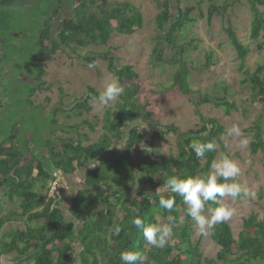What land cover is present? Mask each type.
<instances>
[{"label": "trees", "instance_id": "trees-1", "mask_svg": "<svg viewBox=\"0 0 264 264\" xmlns=\"http://www.w3.org/2000/svg\"><path fill=\"white\" fill-rule=\"evenodd\" d=\"M204 1L205 10L201 7ZM238 1L195 0L194 5L183 8L181 0H154L158 11L151 61L167 63L165 52H171L172 64L178 65L171 86L191 97L200 120L196 128L178 134V151L167 156L155 153L158 149L154 142L177 132L178 126L161 123L149 108V101L139 98L141 84L133 65L120 63L109 48L101 53L90 51L83 57L77 52L90 45H106L115 32L132 34L140 29L143 15L138 6L116 0H54L57 7L34 38L35 73L20 111L42 110L49 103L48 96L42 103L35 99L40 93L52 92V84L45 78L47 61L67 50L89 64H93L95 54L100 55L124 92L114 102V110L103 112L100 133L94 140H89L87 132L79 133L81 126L89 132L98 128L85 117L93 108L91 101L100 94L92 86H87L72 106L63 104L62 97L52 105L43 117L51 127L50 133L43 138L39 132L42 140L37 143L27 135L22 141L19 136L26 133L18 132L17 122L0 137V258L11 255L10 264H121L119 254L129 250L141 253L144 264H264V216L257 219L251 213L243 220L237 237L228 222L210 229V238L219 248L214 257H207L199 241L192 238L194 220L187 216L182 199L175 197L171 213L159 207L161 197L174 195L164 189L169 177L207 173L216 159L217 149L200 159L190 147L194 140L220 142L225 132L216 117L203 115L199 107L212 103L223 108L226 115L238 109L225 82L223 92L221 89L212 94L188 85L191 60L186 51L197 49L199 39L180 41L187 25L200 19L210 24L214 15L223 17L222 27L239 60L242 81L249 85L253 99L264 105V12L260 8L264 0H247L251 22L250 41L246 42L238 37L226 15L227 9ZM18 3L0 0V63L9 56L7 49L14 47L10 41ZM64 6L71 10L69 14L63 12ZM254 51L262 60L250 69L246 60ZM204 60L206 69L215 64L214 52H205ZM58 90L62 96L63 89L58 86ZM3 104L0 99V109ZM60 113L65 122L59 121ZM141 119L146 128L137 123ZM244 131L251 134V154L261 151L264 157L261 118ZM124 137L125 146L119 147ZM76 174L81 183L69 197L68 216L62 208L65 192L60 180ZM53 182L56 185L51 192ZM205 206L217 205L208 202ZM169 214L176 217L174 242L164 248L148 245L142 231L132 224L136 217L146 224L158 223V217L166 219ZM117 224L122 231L118 236L112 235Z\"/></svg>", "mask_w": 264, "mask_h": 264}, {"label": "rangeland", "instance_id": "rangeland-1", "mask_svg": "<svg viewBox=\"0 0 264 264\" xmlns=\"http://www.w3.org/2000/svg\"><path fill=\"white\" fill-rule=\"evenodd\" d=\"M18 1L19 3L15 8L14 35L12 34L13 39L10 41L14 47L7 49L9 56L0 63V86L3 87L0 91V99L4 101L3 107L0 109V137L8 132L12 123L17 122L18 127H20L18 132L26 133L24 136H19L22 141L27 135L33 137L37 143L42 140V137L49 135L51 127L43 117L48 115L52 105L59 101L60 97H62L63 104L72 106L75 99L85 93L87 86H92L101 93L107 83L116 79L115 76L107 70V62L100 55H94L93 64L95 67L93 68H89V63L81 57L85 56V53L89 55L90 51L101 53L109 48L120 63H130L138 72V81L141 84L139 98L149 101V108L156 114L160 122L174 123L178 126L177 132H170L154 142L158 149L155 153L167 156L177 153L178 134L196 128L200 124V120L195 113V106L190 100L191 97L181 93L177 87L171 86L172 75L178 68V65L172 64L171 52H165L166 58L169 59L167 63L160 65L159 63L153 64L151 61V51L155 44L153 37L156 33L155 15L158 11L154 0H116L129 1L138 6L142 12L143 26L134 33L121 34L115 32L106 45H90L87 48H79L77 52L81 54V57L68 50L57 52L51 60L47 61L46 67L45 78L52 84V92L50 94L40 93L35 97L38 102L42 103L44 98L48 96L49 103L42 110H28V113L21 112L20 107L24 102L26 89L35 73L34 52L36 47L34 38L43 21L53 13L57 4L54 3V0ZM194 4L195 0H181L183 8L186 5ZM201 7L205 10L206 1ZM260 8L264 12V6ZM63 12L69 14L71 10L64 6ZM226 15L238 37L245 42L250 41L251 12L248 1L239 0L234 3L227 9ZM222 18L220 15H214L210 24H207L205 19H200L192 26L187 25L181 31L182 38L180 41L183 42L190 38L199 39L197 49L189 48L186 51L187 57L191 60L188 63L190 67L187 78L188 85L193 89L212 94L215 91L220 92L223 82H225L231 92L230 99L234 100L238 107L229 115L223 112V108L216 107L212 103L202 104L199 107L203 115L216 117L225 131L220 137V142L214 141V144L217 145L216 159L221 154L229 155L240 167V174L236 177V181L242 186L251 188L256 193L255 197L251 199L238 198L233 201L229 198L222 201V203H227L237 210L236 215L228 221L234 236L237 237L242 228L243 220L251 213H255L257 219L264 216V157L261 151L251 154V134L244 131L256 119L261 118L262 137L264 139V105L253 99L249 85L242 81L243 75L238 70L239 60L223 30ZM207 51L214 52V61H216L208 69L203 66ZM261 60L262 56L254 51L247 58L246 65L253 69L255 64ZM58 86L63 89L62 96L58 91ZM115 101L116 99L110 101L106 106H102L98 99L92 100L93 108L89 113H85V117L93 120L98 128L89 132L86 126H81L79 133L87 132L89 140H94L100 133L103 112L110 108L114 110ZM31 116L33 118L29 119ZM63 116V113L58 115L59 121L65 122ZM139 121H142L143 124L145 122L143 119ZM233 124L241 128L242 135L240 137L228 135V130ZM39 132L43 134L42 137L38 135ZM244 140L247 143H242ZM77 176L76 174V176L63 177L60 180L61 188L65 192L62 208L68 216L66 209L69 205V197L74 191L70 190L76 189L81 183L80 177ZM209 208L211 207L205 206L204 215H208ZM162 222H166V219L158 217V223ZM192 238L199 241L203 255L215 256L219 248L218 245L210 238L209 231L206 235L199 233L195 221ZM10 263L11 255H3L0 258V264Z\"/></svg>", "mask_w": 264, "mask_h": 264}, {"label": "clouds", "instance_id": "clouds-1", "mask_svg": "<svg viewBox=\"0 0 264 264\" xmlns=\"http://www.w3.org/2000/svg\"><path fill=\"white\" fill-rule=\"evenodd\" d=\"M89 68L95 67L89 64ZM124 92L118 78L107 83L104 90L96 98L99 104L106 106L110 101L119 98ZM138 123L143 124L142 121ZM147 127V124H143ZM229 136L240 137L241 128L233 124L228 130ZM126 137H124L119 147L125 146ZM242 143H247L246 140ZM117 147V146H116ZM118 147V148H119ZM197 158L206 159V154L216 150L217 145L211 141L194 140L191 145ZM95 166V165H93ZM90 166V167H93ZM240 174V167L227 154H221L218 159L211 162L210 171L194 176L175 175L169 177L164 183V189L174 194L171 198L161 197L159 207L168 213L174 210L176 205V196H179L186 206L185 211L188 217L196 222L198 231L201 235H206L210 229L216 225L230 221L236 215V209L227 203H222L225 199L237 200L238 198H254L256 193L248 187L242 186L236 181ZM75 190L71 189L70 191ZM77 191V190H75ZM212 202L217 205L208 209V215H204L205 205ZM132 224L140 229L144 240L153 248H164L174 242V228L176 217L169 214L166 216V222L146 224L144 219L136 217ZM122 231L120 225H114L112 235H119ZM121 264H144L145 257L139 253L124 250L119 254Z\"/></svg>", "mask_w": 264, "mask_h": 264}, {"label": "built area", "instance_id": "built-area-1", "mask_svg": "<svg viewBox=\"0 0 264 264\" xmlns=\"http://www.w3.org/2000/svg\"><path fill=\"white\" fill-rule=\"evenodd\" d=\"M55 185H56V182H53L52 185H51V192L54 190Z\"/></svg>", "mask_w": 264, "mask_h": 264}, {"label": "crops", "instance_id": "crops-1", "mask_svg": "<svg viewBox=\"0 0 264 264\" xmlns=\"http://www.w3.org/2000/svg\"><path fill=\"white\" fill-rule=\"evenodd\" d=\"M59 91V90H58ZM64 117V116H63ZM62 122V121H61Z\"/></svg>", "mask_w": 264, "mask_h": 264}]
</instances>
